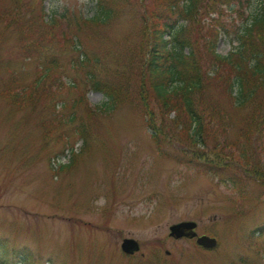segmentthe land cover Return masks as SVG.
<instances>
[{
	"label": "rangeland",
	"instance_id": "1",
	"mask_svg": "<svg viewBox=\"0 0 264 264\" xmlns=\"http://www.w3.org/2000/svg\"><path fill=\"white\" fill-rule=\"evenodd\" d=\"M41 2L34 0V5L39 9ZM94 4L95 0H45L47 15L38 21L34 36L54 35L56 49L71 54L72 48L63 46L68 39L62 30L69 32L66 24L73 22L63 25L61 16L47 19L61 12L90 17ZM250 4L252 14L264 0ZM230 6L227 29L238 16L239 7ZM142 13L124 11L106 29L110 39L135 30L132 19ZM134 25L147 28L144 20ZM231 36L226 30L220 33L218 52L227 54L236 46ZM7 38L0 42V60H4L0 92L8 71L17 74L25 68L26 79L35 77L33 62L23 52L24 42L11 31ZM81 39V46L85 45L82 34ZM102 41L95 36L91 45L98 50ZM59 51L52 56L54 62L61 61ZM52 76L48 82L56 80L57 91L58 74ZM84 78L93 85L91 75L69 73V79L80 83L84 101L91 105L105 101L100 91H88ZM76 95L75 91L61 94L56 110L62 103L71 106ZM55 100L48 97L47 107L32 110L30 104L21 109V101L12 105L0 97V264H264V180L250 181L244 197L236 190L229 194L213 173L179 164L188 161L173 155L181 142L164 140L167 157H161L145 116L127 107L109 116L67 108L60 112L70 117L66 124L52 107ZM233 134L229 129L226 137ZM259 139L250 168H260L264 161V136ZM183 152L194 154L191 147ZM185 220L196 222L198 234L216 237L218 246L206 250L194 239L169 236L170 225ZM124 238L137 240L138 252L124 254Z\"/></svg>",
	"mask_w": 264,
	"mask_h": 264
},
{
	"label": "trees",
	"instance_id": "2",
	"mask_svg": "<svg viewBox=\"0 0 264 264\" xmlns=\"http://www.w3.org/2000/svg\"><path fill=\"white\" fill-rule=\"evenodd\" d=\"M220 1L97 0L94 15L81 20L77 30L85 27L103 38L101 50L108 45L105 61L100 55L72 61L74 69H89L94 87L107 97L95 106L94 115L127 107L145 116L161 157H167L164 140L181 142L173 155L188 161L179 160L180 165L213 173L229 194L236 190L244 197L250 181L264 180V161L260 168H250L259 137L264 136V7L243 19L235 34L237 47L222 55L215 50L216 26L208 15ZM8 2L0 1V42L8 39L9 31L18 39H29L38 23L34 0ZM125 10L143 11L132 22L144 20L147 28L136 27L138 31L110 40L106 29ZM40 39L44 48L52 40ZM50 73L44 66L28 84L18 83L14 76L5 83L4 94L12 101L26 98L35 107L50 87ZM69 118H64L66 124ZM229 129L234 131L231 138L226 137ZM234 139L243 143H232ZM186 147L193 149L192 156L184 154Z\"/></svg>",
	"mask_w": 264,
	"mask_h": 264
},
{
	"label": "water",
	"instance_id": "3",
	"mask_svg": "<svg viewBox=\"0 0 264 264\" xmlns=\"http://www.w3.org/2000/svg\"><path fill=\"white\" fill-rule=\"evenodd\" d=\"M196 227L194 222L184 221L170 226V236L180 238L187 236L189 238L197 237L196 232L193 230ZM196 242L204 248H213L216 246V239L206 235L196 238ZM121 248L126 253H133L138 250L136 241L130 238H125L121 244Z\"/></svg>",
	"mask_w": 264,
	"mask_h": 264
}]
</instances>
